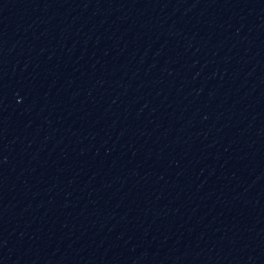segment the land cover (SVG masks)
Segmentation results:
<instances>
[{"label":"water","instance_id":"95a60500","mask_svg":"<svg viewBox=\"0 0 264 264\" xmlns=\"http://www.w3.org/2000/svg\"><path fill=\"white\" fill-rule=\"evenodd\" d=\"M0 264H264V0H0Z\"/></svg>","mask_w":264,"mask_h":264}]
</instances>
